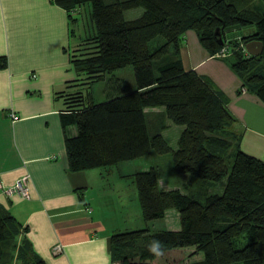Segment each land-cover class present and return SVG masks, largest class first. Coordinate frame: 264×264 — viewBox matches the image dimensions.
I'll return each mask as SVG.
<instances>
[{"label": "trees", "instance_id": "trees-1", "mask_svg": "<svg viewBox=\"0 0 264 264\" xmlns=\"http://www.w3.org/2000/svg\"><path fill=\"white\" fill-rule=\"evenodd\" d=\"M56 2L71 13L90 2L93 26L71 53L79 76L57 92L62 125L77 129L74 135L65 133L69 168L106 167L171 151L177 172L226 180L222 192L201 200L179 187H162L156 166L130 173L143 219L164 218L167 209L176 208L180 228L147 225L114 232L113 264H264V158L240 147L226 95L205 75L186 69L180 55L183 35L191 28L211 53L228 42L242 86L264 103V9L239 7L231 0ZM139 6L144 8L139 16L125 17V10ZM253 39L263 43L258 55L244 50ZM5 63L0 57V65ZM128 65L134 85L114 72ZM105 79L106 98L96 101L91 85ZM152 106L163 107V116L184 125L176 148L162 133L165 121L152 131L145 112ZM27 229L0 210V264H8L3 260L7 244L16 248L15 264H47L26 237ZM153 240L162 242L163 256L148 251ZM187 248L192 249L186 260H177L174 252L184 254Z\"/></svg>", "mask_w": 264, "mask_h": 264}, {"label": "crops", "instance_id": "crops-1", "mask_svg": "<svg viewBox=\"0 0 264 264\" xmlns=\"http://www.w3.org/2000/svg\"><path fill=\"white\" fill-rule=\"evenodd\" d=\"M81 11L80 6L71 13L56 0H0V57L6 59L0 65V178L13 184L30 174V196L0 193V210L28 227L26 237L47 264H113L111 235L132 229L125 214L140 210L137 199L123 197L122 189L129 193L124 184L105 183L128 181L135 188L130 176L135 170L120 167H129L133 159L116 167L69 168L65 133L74 135L77 129L62 125L63 102L57 92L79 76L71 53L83 36L76 27ZM180 55L186 69L205 75L226 95L240 147L264 158V103L242 86L230 57L209 52L193 28L183 35ZM162 111L145 107L153 130L158 121L149 113L162 116ZM114 168L117 173L110 175ZM175 214V226L169 229L180 227ZM58 243L62 248L55 252Z\"/></svg>", "mask_w": 264, "mask_h": 264}, {"label": "rangeland", "instance_id": "rangeland-1", "mask_svg": "<svg viewBox=\"0 0 264 264\" xmlns=\"http://www.w3.org/2000/svg\"><path fill=\"white\" fill-rule=\"evenodd\" d=\"M106 1H111V0H106ZM231 1L234 2L239 7L240 6H249V7L259 6L260 8L264 9V2L262 0H231ZM81 10L82 11L79 12V16H78V18L80 19V24L77 25L76 27H77V33H80L83 36H85L86 34H89L93 29L90 2L83 4L81 6ZM143 10L144 8L141 6L129 8L125 10L124 12L125 17L135 18L139 16L143 12ZM73 11H75V9ZM226 55L230 58H234V55H232V50L229 52V54H226ZM114 72L118 76H122L126 78L129 82L135 81L134 70H133L132 65H128L124 68L117 69ZM107 85H108L107 79L96 81L91 85L90 89L92 90L94 99L96 101H100L106 98ZM149 114H152V115L156 114V118L154 120L158 121L157 122L158 126L163 121L170 123L169 127L163 130L162 133L164 137L166 138V140L168 141V143L170 144V146L173 148H176L178 145V138H179L180 132L184 128V125L174 123L169 118H166L167 116H163V115L160 116L157 113H153V112H150ZM236 148L237 147L235 145L232 147V150H235ZM123 166L124 165L122 164L120 166L122 170H129V171L145 170V169L150 168L151 166H156L161 173L160 181L162 183L161 185L162 187H166V186L179 187L182 191L187 192L188 194H191L201 200H205L206 195L209 193L222 192L225 186V182H226L225 179L215 181V180L204 179L202 177H199L194 174L187 173V172H177L174 169V163H173L171 151H167V152L153 151L150 154L143 155V156L133 159V162H131L129 167H123ZM114 167L116 166L114 165ZM116 170L117 168H114L112 171L109 172V174L113 175L117 173ZM111 179L112 178H110V180ZM105 183L115 185L118 188H120L124 184V186L126 187L129 193L125 194L124 190L122 189V193L124 194L123 197L126 198V196H128L129 202L131 198H133L134 201H136L137 199V201L139 202L137 188L136 186L135 188H133V185L131 186V182L124 181L122 183H119L116 180H114L113 182L105 181ZM132 205H133V201H131V207ZM138 205H139L140 210L137 211V209H135L134 214H132L131 212L129 214L128 213L125 214V218L128 221L127 224L131 228H137L140 223H142V226H145L147 224V222L143 219L142 215L139 214V212L141 211V207H140V204ZM169 209H170L169 210L170 212L168 213L169 214L168 218H159V219H155L149 222L151 225V228L156 229V228H159V226L161 227L164 226L165 228H174L175 222L173 223V221L175 219H174V216L173 217L171 216V214L174 215V213H176L175 217L178 221L177 224L178 226H180L178 210L176 208H169ZM191 249L192 248L185 249L184 254L180 252L179 250L175 251L174 256L179 261L180 260L185 261L186 260L185 258L188 256L187 254L191 251ZM15 254H16V248L12 246L11 244H7L5 246V254L3 256L4 262L8 264H15L19 262L15 259ZM166 254L170 256L172 252H166ZM200 255L202 257L203 253H200Z\"/></svg>", "mask_w": 264, "mask_h": 264}, {"label": "built area", "instance_id": "built-area-1", "mask_svg": "<svg viewBox=\"0 0 264 264\" xmlns=\"http://www.w3.org/2000/svg\"><path fill=\"white\" fill-rule=\"evenodd\" d=\"M244 50L248 53H250L246 46L244 45ZM231 51V46L229 43L225 42L222 47L215 53L220 54V55H226L229 54ZM13 118H17L18 115L12 113ZM29 181H30V174L25 173L19 178L16 179V181L13 184H6L4 183L1 178H0V193L4 194L5 196H12L14 194H19L24 197H29ZM62 246L61 244H57L54 247L55 252H59L61 250Z\"/></svg>", "mask_w": 264, "mask_h": 264}, {"label": "water", "instance_id": "water-1", "mask_svg": "<svg viewBox=\"0 0 264 264\" xmlns=\"http://www.w3.org/2000/svg\"><path fill=\"white\" fill-rule=\"evenodd\" d=\"M216 33H219V27L216 28ZM246 48L250 53L258 55L263 50V43L261 40L253 39L246 43Z\"/></svg>", "mask_w": 264, "mask_h": 264}, {"label": "clouds", "instance_id": "clouds-1", "mask_svg": "<svg viewBox=\"0 0 264 264\" xmlns=\"http://www.w3.org/2000/svg\"><path fill=\"white\" fill-rule=\"evenodd\" d=\"M148 251L155 257H161L165 253L164 246L159 240H153L148 246Z\"/></svg>", "mask_w": 264, "mask_h": 264}]
</instances>
